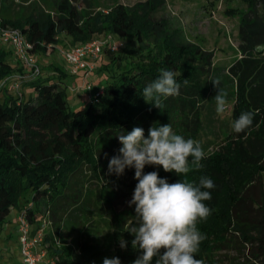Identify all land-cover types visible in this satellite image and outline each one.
<instances>
[{
    "label": "trees",
    "instance_id": "obj_1",
    "mask_svg": "<svg viewBox=\"0 0 264 264\" xmlns=\"http://www.w3.org/2000/svg\"><path fill=\"white\" fill-rule=\"evenodd\" d=\"M80 1L53 0V11L40 9L1 23L19 27L36 55L53 54L61 33L70 36L71 44L90 40L101 31L120 38L132 35L137 49L128 58V44L122 48L125 63H118L117 75L90 95L86 107L70 106L64 84L67 72L55 62L42 65L39 56L40 72L22 81L35 88V95L25 98L22 92L11 93L8 85L0 88L4 92L0 96V222L14 205L32 223L39 220L40 212L53 229L45 236L50 241L48 256L55 257L50 264H103L105 257L132 264L140 255L132 247L134 236L127 231L138 219L134 205L113 212L116 225L109 247L90 239L58 245L54 232L64 228V215L72 208L84 209L83 175L88 169L104 170L108 160L119 155V135L142 127L147 137L152 126L171 124L174 133L201 144L202 167L180 177L156 165H146L144 172L157 171L169 183L180 179L198 186L201 177L213 180L215 188L208 190L212 199L204 202L210 215L197 222L203 239L196 258L202 264H220L219 254L235 233L244 249L245 244L250 248L238 264H264V13L260 8L264 0H244L247 8L239 22V55L226 68L234 86L226 96L232 99L230 128L225 134L217 131L208 141L202 133L217 118L214 96L218 91L209 77L222 70L214 64L213 51L187 39L165 17L154 16L166 0L117 2L107 11L96 9L89 0L86 5ZM114 50L112 42L106 44L101 55L110 53V58L92 72L116 63ZM15 56L12 46L0 38V83L6 75L24 71L23 66L13 64ZM162 69L173 71L181 87L179 95L161 98V111L141 95ZM243 112L252 113L253 122L236 133L232 125ZM128 174L137 184L134 168H126L118 178ZM121 238L127 241L126 248H121Z\"/></svg>",
    "mask_w": 264,
    "mask_h": 264
},
{
    "label": "rangeland",
    "instance_id": "obj_2",
    "mask_svg": "<svg viewBox=\"0 0 264 264\" xmlns=\"http://www.w3.org/2000/svg\"><path fill=\"white\" fill-rule=\"evenodd\" d=\"M89 1L96 9L107 11L117 2L131 5L139 0ZM79 4L86 5L87 0H81ZM246 8L247 3L244 0H166L165 4L154 12V16L165 17L172 27L182 29L187 39L213 51L214 64L219 67V71L222 70L216 76L210 75V85L212 88H216L211 80H219L223 91L230 94L234 86L231 78L227 75L226 68L239 55V22L241 13ZM260 8L264 13V7L260 6ZM40 9L53 11V0H0V22L3 19L25 17ZM92 38L108 39L109 42H115V50L111 54H116L118 58L116 63L108 65L103 71L92 72L87 82L84 83L75 79L77 75L70 72L69 63L61 52V49L74 46L82 41L71 44L70 36L61 33V40L57 43L53 54L37 53V56L43 60L50 56V60L56 62L67 72L64 77V84L72 108L86 107L90 95H95L106 82L114 79L119 72L118 63H125L126 59H123L120 54H122V48L126 44H128V53L126 54L128 58L134 56L137 49L136 43L131 42L132 39L134 40L132 35L120 38L109 31H101ZM109 54L107 53V56L105 54L100 55L101 58L105 57L101 59V62L108 61ZM99 58L96 59L97 61L93 58L97 65H99ZM10 91L15 95L22 92L25 98L36 94L35 88L30 84H23L19 89L10 87ZM2 95H4V92H0V96ZM74 96H79V98L75 99ZM231 108L232 99H226L224 112L217 113L214 122L212 124L208 123L207 128L203 129L202 138L205 141L214 138L217 131H221L223 134L227 132L231 124ZM83 177L84 180L81 183H84L82 193L84 209L74 210L72 208L67 215H64V228L61 229L60 233L54 232L57 239L56 244L72 243L77 239H90L98 240L104 247H109L112 238L111 231L116 225L113 212L131 207L128 202L132 199L136 183L132 180L134 178L131 174L121 179L117 175L109 174L108 166L104 170L98 168L96 172L88 169ZM262 179L264 184V173ZM255 190L256 193H254L258 196L260 188ZM20 208L18 205L12 206L5 220L0 222V264H20L23 261L20 252L17 221ZM38 214L39 220L33 223V235L38 231L41 222L44 223L46 219L40 216V212ZM46 221L42 246L47 249L48 253L50 241L46 240L45 236L50 231L53 233V229L51 223L47 219ZM227 242V247L219 254L220 264H238L242 262L246 256L245 253L248 254L250 251L249 245L245 244L246 248L244 249L235 233L230 235ZM49 258L55 259L54 256H49Z\"/></svg>",
    "mask_w": 264,
    "mask_h": 264
},
{
    "label": "clouds",
    "instance_id": "obj_3",
    "mask_svg": "<svg viewBox=\"0 0 264 264\" xmlns=\"http://www.w3.org/2000/svg\"><path fill=\"white\" fill-rule=\"evenodd\" d=\"M211 81L218 89L214 100L217 113L221 114L227 93L219 80ZM180 87L175 73L162 69L159 77L144 87L141 96L162 111L161 98L179 95ZM252 122L253 114L243 112L232 127L236 133H241ZM148 132L145 137L142 127H134L119 135L122 144L119 155L111 157L108 164L109 174L117 176L123 175L126 168H134L138 181L128 202L135 206L138 218L127 230L134 236L132 247L140 252L132 264H153L154 260L155 264H202L195 256L203 239L197 222L210 215L211 210L204 202L212 199L208 190L215 188L213 180L201 177L198 186L180 179L169 183L157 171L145 173L144 169L146 165L162 166L166 172L174 171L180 177L193 168L202 167L205 152L198 141L174 133L171 124L152 126ZM120 246L126 248L127 241L121 238ZM103 264H121V260L105 257Z\"/></svg>",
    "mask_w": 264,
    "mask_h": 264
},
{
    "label": "built area",
    "instance_id": "obj_4",
    "mask_svg": "<svg viewBox=\"0 0 264 264\" xmlns=\"http://www.w3.org/2000/svg\"><path fill=\"white\" fill-rule=\"evenodd\" d=\"M0 38L12 46L16 58L24 67V71L21 73L16 72L6 75L0 83V88L8 85L19 89L24 77L35 75L41 70L38 57L33 51V43L27 39L25 33L19 27L4 25L1 22ZM108 43H110L108 39L92 38L74 46L63 48L61 52L69 63L71 73L75 74L84 70L88 74L97 67L96 59L100 57L103 47ZM115 46V42L112 41V48L115 49ZM17 221L20 252L23 258L20 264H50L53 260L46 258L47 249L42 246L46 219L34 235L33 223L27 218L23 209L20 210Z\"/></svg>",
    "mask_w": 264,
    "mask_h": 264
},
{
    "label": "crops",
    "instance_id": "obj_5",
    "mask_svg": "<svg viewBox=\"0 0 264 264\" xmlns=\"http://www.w3.org/2000/svg\"><path fill=\"white\" fill-rule=\"evenodd\" d=\"M66 35H67V34H66ZM49 57H50V56H48V57L45 58L44 60L41 59V58L39 57V59H40L39 61H40V62H43L44 64H50V63H53L54 61H53V60H50ZM43 63H41V64H43ZM55 63H56V62H55ZM98 63H99V64L101 63V58H99ZM13 64H14V65H18V66H22L21 63L19 62V60L16 58V56H15V59L13 60ZM91 73H92V72L86 74L84 70H81L79 73H75V74L77 75V77H76L75 79H76L77 81L80 80V81L83 82V83H84V82H87V79H88V77L90 76ZM72 74H73V73H72ZM74 92H75V91H74ZM75 94H76V92H75ZM74 97H75V99L79 98V96H74ZM46 258H47V259L49 258L48 254L46 255Z\"/></svg>",
    "mask_w": 264,
    "mask_h": 264
}]
</instances>
